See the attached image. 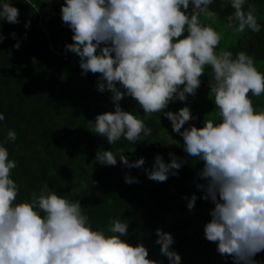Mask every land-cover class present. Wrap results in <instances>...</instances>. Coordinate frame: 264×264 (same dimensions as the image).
I'll return each instance as SVG.
<instances>
[{"label":"clouds","instance_id":"1","mask_svg":"<svg viewBox=\"0 0 264 264\" xmlns=\"http://www.w3.org/2000/svg\"><path fill=\"white\" fill-rule=\"evenodd\" d=\"M215 0H66L61 5L64 23L73 31L66 49L80 56L82 74L100 73L97 87L111 90L114 111L89 120L90 129L115 144L121 138L142 141L153 128L138 113L126 110L120 101L134 97L147 116L160 112L172 121L173 130L184 138L183 147L191 157L203 161L198 175L203 198L211 199V219L205 224L207 239L218 242V251L230 254L236 264H264L257 253L264 250V107L257 108L253 96L264 94V71L247 51L218 50L222 33L213 23L210 9ZM234 9L227 16L235 33L264 28L252 0H223ZM20 8L13 0H0V20L20 23ZM31 26V20L25 27ZM12 35L15 37V30ZM27 33H25V36ZM7 38L0 31V42ZM21 46L17 40L15 48ZM211 67L209 96L219 120L205 118L203 126L186 122L199 119L191 105L169 109L174 100L187 101L202 84ZM252 95H249V94ZM207 117V116H206ZM6 115L0 112V121ZM18 133L9 129L0 141V264H164L150 258V249L141 241L126 237L130 225L115 217L106 231L94 228L80 199L46 189L31 199H18L20 185L12 170L18 161L10 158L8 140ZM119 158L112 149L101 148L94 161L129 168L142 167L146 158L131 160L123 147ZM170 161L157 154L145 171L151 179L166 181L186 158L170 152ZM128 183L139 177L125 173ZM87 187V185H83ZM73 187L72 192H81ZM186 198H188L186 196ZM197 193L188 198L194 209ZM156 243L169 258L181 264L182 255L172 248V232L157 228Z\"/></svg>","mask_w":264,"mask_h":264},{"label":"trees","instance_id":"2","mask_svg":"<svg viewBox=\"0 0 264 264\" xmlns=\"http://www.w3.org/2000/svg\"><path fill=\"white\" fill-rule=\"evenodd\" d=\"M50 1L13 0L20 8V23L0 20V31L7 36L0 42V112L6 115L0 121V141L9 129L18 133L16 140L7 142L10 158L18 161L12 170L20 185L18 199H31L34 192L42 193L46 186L61 195L80 199L94 228L107 231L115 217L127 221L130 228L126 239L133 244L143 241L150 249V258L163 260L164 264H169V258L156 243L158 237L155 240L150 237L167 220L163 228L173 233L172 248L181 253V264H236L230 254L225 259L213 257L217 252L214 241L202 234L200 225L176 223L174 219L177 212L199 214L201 199L194 209H189L188 198L198 194L197 184L203 178L198 175L201 161L185 151L184 138L173 130L167 116L160 112L147 116L137 100L126 95L121 105L145 119L153 128L151 136L134 143L121 138L112 145L89 128V120H94L97 114L115 110L112 92L100 91L97 84L101 74L92 71L82 74L80 56L66 49V44L74 41L72 29L62 18V4L54 5L52 16L44 20V10ZM252 2L257 5V15L264 17V0ZM222 3L223 0H215L209 7L228 22L227 16L234 9ZM28 20L31 26L26 28ZM260 22L264 24V19ZM17 40L21 41L19 48L14 47ZM217 48L220 50L221 45ZM228 50L234 53L244 50L256 62L263 61L264 28L258 33L248 30ZM211 71L208 66L198 92L210 91ZM206 102L199 101L196 94H189L187 101H172L169 109L178 111L190 104L199 119L186 122L185 127L193 123L203 126L205 118L219 120L215 105ZM167 136L179 140L170 141ZM121 147L131 160L145 157V165L129 168L122 161L116 165L94 161L100 148L112 149L119 158ZM170 152L187 160L178 170L179 175H170L166 181L149 178L145 169L153 165L156 155L162 153L170 161ZM125 173L138 176L139 182L128 183ZM85 184L87 187H83ZM73 187H81L82 191L73 193ZM204 218L207 223L212 217ZM257 259L264 260V250L257 253Z\"/></svg>","mask_w":264,"mask_h":264},{"label":"rangeland","instance_id":"3","mask_svg":"<svg viewBox=\"0 0 264 264\" xmlns=\"http://www.w3.org/2000/svg\"><path fill=\"white\" fill-rule=\"evenodd\" d=\"M66 0H51L49 2V5L47 7L46 10H44V20H48L52 14H53V7L54 5H57V4H63L65 3ZM261 19H264L263 16H260ZM203 19H205L204 17H202V21L204 23H210L208 21H204ZM213 26L217 28L218 31H220L222 33V40H221V45H222V49H226L228 47H231V46H234L237 44L238 42V38L240 37H244L246 34H248V31H246L245 33H235L231 30V28L228 27V22H225L223 20H221L218 15H216L215 17H213ZM257 66L262 70L264 71V60L263 61H257ZM209 93V92H208ZM252 95V94H251ZM263 97H264V94H263ZM253 101H257L256 99L260 98L259 97H256V96H253ZM262 99L263 103H264V98H260ZM259 100V99H258ZM167 138L170 140V141H175V142H178V138L176 139H172V137L170 136H167ZM203 165V163H202ZM167 221V220H166ZM165 220L162 222V226L160 228H163L165 226ZM191 221V220H190ZM198 219H194L193 218V221H191L193 224H190L191 226H195V225H198L196 223H198ZM205 225H203L201 228H204ZM164 230H166V228H163ZM205 229V228H204ZM195 230H197V228H195ZM156 236H157V233L155 232L154 234H151V237H150V240H155L156 239ZM216 254L213 256V257H218L219 259H225V255L222 254V255H219V251L215 252Z\"/></svg>","mask_w":264,"mask_h":264},{"label":"crops","instance_id":"4","mask_svg":"<svg viewBox=\"0 0 264 264\" xmlns=\"http://www.w3.org/2000/svg\"><path fill=\"white\" fill-rule=\"evenodd\" d=\"M259 17V16H258ZM205 18V17H204ZM261 19V17H259V20ZM204 21H208V22H210V23H212V22H214L213 21V18H205V19H203ZM247 35V34H246ZM245 35V36H246ZM244 36V37H245ZM243 37V38H244ZM240 39H242V37L240 38H238V41L240 40ZM238 43V42H237ZM220 45H221V42H220ZM229 48V47H228ZM228 48H226V49H228ZM221 49H222V45H221ZM249 95H251V93L249 94ZM196 97H197V99L199 100V101H204L205 102V100L207 101L206 103L207 104H210V105H215V103H214V100L213 99H211L210 98V96H209V93L208 92H206L205 90H202V91H200V92H198L197 94H196ZM260 98H264L263 97V94L260 96ZM260 98H258V99H256L257 101H253L254 102V105H256L257 106V108L259 109L260 107H264V103H263V101H262V99H260ZM217 111V113H218V110H216ZM202 163H204L203 161H201L200 162V164H201V167H203V165H202ZM203 182H204V180H203ZM202 182V183H203ZM203 191L204 190H202V189H200V188H198V195H199V197H200V199H201V202H202V207H201V209H200V212H199V214L198 215H195V214H192V215H190V214H182V213H176L174 216V219L177 221L176 223H182V224H187L188 222H189V224H193L191 221H193V218L194 219H198L199 221H198V223H196V224H198V225H200L199 227L201 228L203 225H205L206 224V222H205V218H204V216L206 217V215L207 216H210L211 217V209L212 208H214L215 207V204H214V202L209 198V199H207V200H205L204 198H203ZM171 219V218H170ZM172 220V219H171ZM191 220V221H190ZM203 221V222H202ZM198 225H195V226H198ZM201 229H203V232H202V234H204L205 233V229L204 228H201ZM214 243V247H216L215 248V250L217 249V251H218V242H213ZM219 255H222V253H220L219 252Z\"/></svg>","mask_w":264,"mask_h":264}]
</instances>
